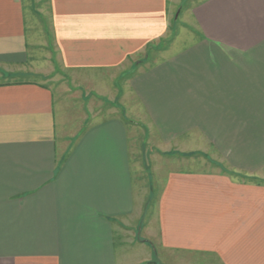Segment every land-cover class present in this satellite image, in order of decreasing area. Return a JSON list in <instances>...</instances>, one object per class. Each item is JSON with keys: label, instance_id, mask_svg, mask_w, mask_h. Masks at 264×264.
Here are the masks:
<instances>
[{"label": "crops", "instance_id": "1", "mask_svg": "<svg viewBox=\"0 0 264 264\" xmlns=\"http://www.w3.org/2000/svg\"><path fill=\"white\" fill-rule=\"evenodd\" d=\"M34 2L0 0V264L263 257L264 0H200L169 41L177 0Z\"/></svg>", "mask_w": 264, "mask_h": 264}, {"label": "rangeland", "instance_id": "2", "mask_svg": "<svg viewBox=\"0 0 264 264\" xmlns=\"http://www.w3.org/2000/svg\"><path fill=\"white\" fill-rule=\"evenodd\" d=\"M198 1H200V0H177V3H178V11H179L178 18H177L176 22H173L172 27H171V30H175V33H173V34H170L169 33V36L167 38L168 41L170 39L172 40V38L175 37L174 35L176 34V32H179V31L182 30L180 27L182 25V21L185 18V12L189 8H191L194 4H196ZM34 3H35L34 4L35 5V9L37 10V12L39 10H41L42 4H41L40 0H35ZM39 22H40V20H39ZM40 24H41V22H40ZM167 40H163V42L164 41H167ZM163 42H162L163 47H165V45L168 46L167 44H165ZM156 52L157 51H150V50H148L147 51V54H146V60L144 61V62H146L145 65L127 67V69H124V70L122 69V72L119 75H117L116 72H115L113 74V77L112 78H111V76H110L109 73H103V71H101V70L99 72H97V74H95V75L97 77L99 76L98 79H99L100 82L110 81V79H113L114 78L115 80H113V84L115 82L117 84V80L122 75H124L123 73L126 74V72H127L128 69L129 70H128V72H127L126 75L129 76V77H132V75L136 74V71L137 70H139L141 68H147L148 65H151L152 66V64H154L160 58V54L159 53L157 54ZM55 54H56V51H55ZM54 61L55 60H52L51 61V64L52 65L50 66V77L51 78L54 77L53 80H56V81H57L58 78H60V80L58 79L60 82H63V81H66L67 82V83L66 82L65 83L63 82L62 85L69 84L71 86V88L74 89L77 85H75V83H73L72 80L69 81L73 76H69L70 73L67 72V71H64L63 67L56 66V64H55ZM107 74H109V75H107ZM105 76L107 78H105ZM127 78L123 77V80H126ZM122 82H119V87H121ZM84 88L86 89V87H84ZM96 89L97 88L94 87V90H96ZM85 91H87V93H89V89L88 88ZM103 100L109 102V104L114 103L115 106H123L125 104V99L121 98L120 96L119 97L118 96L117 97L116 96L110 97L109 100H107V99L104 98ZM98 104H101V102L99 101ZM130 105L131 106L135 105L133 100H130ZM125 117L127 118L126 114H125ZM128 120L131 123V127H132V125H134L136 123H137L136 126H138L139 121H138L137 118L135 119V117L133 115L130 114ZM136 131H139V129L136 128ZM144 149L146 150V153H150V154L151 153H155V151H156L155 147L154 146H149V144L147 146H145ZM198 154H201V153L200 152H195L194 153V160H195V162H194V169L196 171H200V170L206 171V169H208L210 172H213V171L219 170L220 168L222 170H224L223 164L218 159L211 157V160H210V162L208 164L207 162H202L201 161V158L199 157ZM163 164H165V163H163ZM242 178H244V177L242 176ZM256 181H257V183H258L259 186H264V179L263 178H260L259 177V178L256 179ZM261 253L262 252H259V254H261ZM193 260L195 261V264H207V263H204L202 261L203 259H196V258H194ZM247 261L248 262L251 261V264H264V256L263 257H257L256 259H247ZM209 264H218V262H217V260H214V259L211 260L210 259Z\"/></svg>", "mask_w": 264, "mask_h": 264}, {"label": "trees", "instance_id": "3", "mask_svg": "<svg viewBox=\"0 0 264 264\" xmlns=\"http://www.w3.org/2000/svg\"><path fill=\"white\" fill-rule=\"evenodd\" d=\"M153 264H156V263H153Z\"/></svg>", "mask_w": 264, "mask_h": 264}]
</instances>
